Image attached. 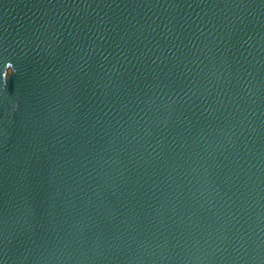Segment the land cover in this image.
I'll return each instance as SVG.
<instances>
[{"label": "water", "instance_id": "obj_1", "mask_svg": "<svg viewBox=\"0 0 264 264\" xmlns=\"http://www.w3.org/2000/svg\"><path fill=\"white\" fill-rule=\"evenodd\" d=\"M0 264H264V0H0Z\"/></svg>", "mask_w": 264, "mask_h": 264}]
</instances>
